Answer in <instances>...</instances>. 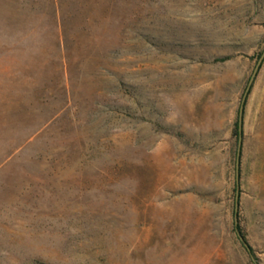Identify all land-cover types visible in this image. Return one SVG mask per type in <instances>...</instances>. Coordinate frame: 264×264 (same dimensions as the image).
Masks as SVG:
<instances>
[{
    "label": "rangeland",
    "instance_id": "obj_1",
    "mask_svg": "<svg viewBox=\"0 0 264 264\" xmlns=\"http://www.w3.org/2000/svg\"><path fill=\"white\" fill-rule=\"evenodd\" d=\"M0 264H264V0H0Z\"/></svg>",
    "mask_w": 264,
    "mask_h": 264
},
{
    "label": "water",
    "instance_id": "obj_2",
    "mask_svg": "<svg viewBox=\"0 0 264 264\" xmlns=\"http://www.w3.org/2000/svg\"><path fill=\"white\" fill-rule=\"evenodd\" d=\"M262 59L259 61L258 65L256 67V70H255L254 75H253V77L251 79L250 85H249V87L247 89V93H248V91H249V89H250V87H251V85H252V83H253V81H254V79H255L258 71H259V68H260L261 63H262ZM247 93H246V95H247ZM246 95L244 97V101H243V104H242L241 109H240V115H239V125H240V129H242V127H243V121H244V102H245ZM241 150H242V139H240L239 148H238V155H237V171H238V177H239ZM237 206H238V200H237Z\"/></svg>",
    "mask_w": 264,
    "mask_h": 264
},
{
    "label": "trees",
    "instance_id": "obj_3",
    "mask_svg": "<svg viewBox=\"0 0 264 264\" xmlns=\"http://www.w3.org/2000/svg\"><path fill=\"white\" fill-rule=\"evenodd\" d=\"M228 59H230L229 56L220 58L219 61H226ZM164 130H167V129H164ZM234 134H235L236 140H237V147H239L240 139H242V142H243V127H242V129H240L239 121H237L235 124ZM239 228L240 227L237 226V229H239Z\"/></svg>",
    "mask_w": 264,
    "mask_h": 264
}]
</instances>
